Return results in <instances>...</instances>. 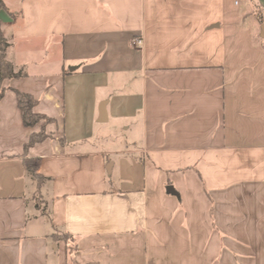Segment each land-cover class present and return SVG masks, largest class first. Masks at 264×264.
<instances>
[{"label":"crops","instance_id":"0c3cea01","mask_svg":"<svg viewBox=\"0 0 264 264\" xmlns=\"http://www.w3.org/2000/svg\"><path fill=\"white\" fill-rule=\"evenodd\" d=\"M3 1L0 264H264V0Z\"/></svg>","mask_w":264,"mask_h":264},{"label":"trees","instance_id":"16d2710c","mask_svg":"<svg viewBox=\"0 0 264 264\" xmlns=\"http://www.w3.org/2000/svg\"><path fill=\"white\" fill-rule=\"evenodd\" d=\"M5 4L3 0H0V10H5ZM8 47L6 40L4 39L1 32V22H0V98H2L4 90L1 87V84L4 80L18 79L24 77V73L21 70L16 71L13 65L6 59L5 52ZM17 107L21 114V121L24 127L31 128L34 127L39 122L43 121L44 123H50L51 121L45 117L37 115L34 113V108L37 105V101L29 94L22 93L20 91L13 90ZM47 135L42 130L40 133L32 134L29 137L27 144L25 145V150L33 146L34 144L44 141ZM26 168L30 171L32 178L37 185L40 186L41 182L45 179L37 174L38 164L37 161L28 160L25 161ZM45 215V214H44ZM48 216V214H47ZM54 239L57 240H67L70 237L66 234H63L61 237L54 236ZM72 251V248H68V253ZM73 252V251H72Z\"/></svg>","mask_w":264,"mask_h":264},{"label":"rangeland","instance_id":"374dc122","mask_svg":"<svg viewBox=\"0 0 264 264\" xmlns=\"http://www.w3.org/2000/svg\"><path fill=\"white\" fill-rule=\"evenodd\" d=\"M48 119V118H47ZM49 124V123H48ZM113 142V143H112ZM133 140L131 138H127L124 136V133L118 132V131H110L109 133L106 131L104 133V136L102 139L100 138L98 141V146L97 148L100 150H107L110 148H119L121 150H124L125 148H132ZM113 157H110L112 159ZM34 198L37 202V204L42 208V211L45 213L46 212V204L45 202H41V196L39 192L34 194ZM63 235L62 232H57L56 236L61 237ZM65 241V240H64Z\"/></svg>","mask_w":264,"mask_h":264},{"label":"water","instance_id":"95a60500","mask_svg":"<svg viewBox=\"0 0 264 264\" xmlns=\"http://www.w3.org/2000/svg\"><path fill=\"white\" fill-rule=\"evenodd\" d=\"M261 37L264 38V25L261 28ZM166 192L169 194H173V195L175 194L174 191L170 187L166 189Z\"/></svg>","mask_w":264,"mask_h":264},{"label":"built area","instance_id":"2783aa9c","mask_svg":"<svg viewBox=\"0 0 264 264\" xmlns=\"http://www.w3.org/2000/svg\"><path fill=\"white\" fill-rule=\"evenodd\" d=\"M141 44H142V41L140 39H138V38H134L132 40V45L133 46L139 47Z\"/></svg>","mask_w":264,"mask_h":264}]
</instances>
